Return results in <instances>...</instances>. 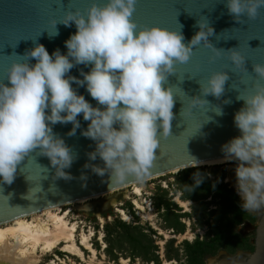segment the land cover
<instances>
[{
  "label": "clouds",
  "instance_id": "1",
  "mask_svg": "<svg viewBox=\"0 0 264 264\" xmlns=\"http://www.w3.org/2000/svg\"><path fill=\"white\" fill-rule=\"evenodd\" d=\"M137 3L90 0L83 11L68 8L59 21L50 20L55 31H48L53 37L58 35L57 23L75 24L76 32L65 41L66 54L57 48L50 55L39 43L22 56L15 54L18 59L0 77V179L4 183L14 181L17 166L37 149L49 158L56 177L69 179L64 169L71 166L74 156L52 126L72 123L68 134L74 135L80 127V114L89 122L82 134L96 142L90 159L99 156L104 162L103 167L93 165V171L100 176L107 172L114 186L142 182L154 166L160 136L171 134L173 87L164 85L169 75L176 74L178 63L191 59L194 46L203 42L210 47L213 60L226 53L231 71L249 73L239 50L218 49L210 43L213 28L207 19L197 21L199 31L186 44L180 30L138 25L134 19ZM225 7L240 24L264 14V0H225ZM81 64L91 65L88 72L80 70L82 79L68 75ZM252 67L255 79L251 88L243 81V91L232 86L239 93L236 99L244 102L234 114L240 135L222 146L225 159L238 162L236 191L244 211L264 209V63ZM228 80L226 71L212 72L205 82L198 81L201 94L219 99ZM73 83L86 86L103 107L92 106ZM189 103L195 107L209 101L195 96ZM214 111L222 115L218 106ZM158 129H162L159 136Z\"/></svg>",
  "mask_w": 264,
  "mask_h": 264
},
{
  "label": "water",
  "instance_id": "2",
  "mask_svg": "<svg viewBox=\"0 0 264 264\" xmlns=\"http://www.w3.org/2000/svg\"><path fill=\"white\" fill-rule=\"evenodd\" d=\"M89 3L90 0H0V77L6 75L11 61L18 59L15 54L22 56L37 43L43 44L50 55L57 48L66 54L65 41L76 32V26L74 23L70 27L57 23L58 35L50 37L48 31H55L50 20L55 18L59 21L68 8L83 11ZM134 19L140 26L156 24L180 30L186 44L199 31L197 21L207 19L213 28V35L208 37L210 43L218 49L239 50L250 73L243 69L231 71L233 66L226 53L213 60L211 57L215 54L210 47L203 42L194 46L191 59L185 64L178 63L176 74L169 75L164 85L173 87L171 134L160 136L154 166L143 181L224 158L222 146L240 135L234 124V114L244 103L236 99L239 93L232 86L243 91L246 87L241 83L243 81L251 88L255 79L253 63H264V14L240 24L228 14L225 0H138ZM30 62L35 63V59ZM81 69L88 72L91 65H77L68 75L82 79ZM223 70L229 75L223 95L219 99L213 95L203 96L198 81L205 82L212 72ZM72 87L92 106L103 107L90 96L86 86L73 83ZM195 96L208 100L209 104L191 106L190 97ZM225 100L231 103H224ZM217 106L222 115L214 111ZM77 119L80 127L74 135L68 134L73 128L72 123L52 126L54 134L61 137L73 153L71 166L64 169L70 178L56 177L49 158L38 154V149L31 152L17 166L11 184L0 179V225L138 183L131 181L114 186L107 172L100 176L93 171V165L103 167L104 162L99 156L95 160L90 159L89 154L95 150L96 142L82 134L89 122L82 114ZM160 131L162 129H158V136ZM237 163L228 170L233 179L236 178ZM209 168L214 172L217 165ZM249 212L255 217V223L245 222L238 229L243 235L253 234V250H239L233 255L220 250L214 256L215 264H264V209Z\"/></svg>",
  "mask_w": 264,
  "mask_h": 264
},
{
  "label": "rangeland",
  "instance_id": "3",
  "mask_svg": "<svg viewBox=\"0 0 264 264\" xmlns=\"http://www.w3.org/2000/svg\"><path fill=\"white\" fill-rule=\"evenodd\" d=\"M235 162L236 160H229L218 163L214 172L209 168L211 165L198 166L199 169L192 171L191 175L206 172L216 184L226 183L227 188L231 187L233 194L238 195L236 178L233 179L228 172L229 167H233ZM187 179L188 176L185 177L179 170L139 184L143 189L142 194L138 196L133 194L132 186H130L113 191L103 198L87 199L81 204L61 207V211L68 212L66 220L77 224L76 243L79 244L81 235L84 233L88 236L95 255L80 244L79 248L84 257L63 251L62 246L59 245L48 253L38 249L40 264H48L51 261L61 264H186L185 241L193 242L195 239H203L210 229L212 211L217 210L219 204H222V197L216 189L204 196V190L201 187L195 191L187 186ZM176 199H179L181 203ZM166 213L170 218L173 217L172 213L180 215L178 220L184 225L181 232L175 231L170 226L175 220L166 219ZM115 219L124 223H114ZM252 220L254 221L253 218H248L245 222L252 223ZM106 223L111 224L109 230L106 229ZM140 232L146 234L144 238H141L140 244H135L137 247L141 246V254L134 253L135 256L132 257V248L128 240ZM244 236H247L250 242L253 234ZM239 250L252 251L248 248L238 249L233 253L224 251L233 255ZM217 253L208 257L203 264H215L214 256ZM122 260L126 263H122Z\"/></svg>",
  "mask_w": 264,
  "mask_h": 264
},
{
  "label": "bare ground",
  "instance_id": "4",
  "mask_svg": "<svg viewBox=\"0 0 264 264\" xmlns=\"http://www.w3.org/2000/svg\"><path fill=\"white\" fill-rule=\"evenodd\" d=\"M227 161L229 160H226L224 157L207 161L202 163V165H216ZM229 168L232 169L233 167ZM236 181L234 182L236 183ZM143 183L144 181L130 185L132 186L133 194L137 196L142 194L143 187L139 186V184ZM111 193L93 198H103L109 196ZM176 200L181 203L179 199ZM84 201L79 200L71 204H81ZM61 210V207L48 208L30 216L17 218L12 222L0 225V262L8 264H40L38 249L43 253H48L59 245L62 246L63 251L78 257H84L79 248L80 244L95 255V250L90 245L88 236L84 233L81 235L79 244L76 243L75 232L77 231V224L69 223L66 220L68 212ZM118 210L121 211L120 209ZM122 263H126V261L122 260ZM48 264L61 263L51 261Z\"/></svg>",
  "mask_w": 264,
  "mask_h": 264
},
{
  "label": "trees",
  "instance_id": "5",
  "mask_svg": "<svg viewBox=\"0 0 264 264\" xmlns=\"http://www.w3.org/2000/svg\"><path fill=\"white\" fill-rule=\"evenodd\" d=\"M198 169L199 167L197 166L180 170L183 172L185 177L188 176L187 186L192 187L195 191L201 187L204 190V196L213 189H216L218 194L222 197V204H219L217 210L212 211L213 218L209 223L210 229L205 234V237L201 240L195 239L193 242L185 241L186 264H203L208 257L213 256L219 250L223 249L230 253L243 248L253 250V244L249 242L247 236L242 235L238 231V226L245 222L248 218H253L254 216L249 211H244L240 207V197L233 194V189L231 187L227 188L226 183L223 185L216 184L214 180L209 178L206 172L200 173L198 176L197 174L192 176L191 172ZM172 214L173 217L170 218L166 213L165 218L168 220H175L174 223L169 224L175 231L181 232L184 225L178 220L180 215H174V213ZM115 222L124 223L119 219H115L114 223ZM110 227L111 224L106 223V229L109 230ZM140 233L131 236V239L128 240L132 248V257H134L135 254H141V246L137 247L135 244L139 243L141 238H144L146 234L144 232ZM139 235L140 237H137Z\"/></svg>",
  "mask_w": 264,
  "mask_h": 264
},
{
  "label": "flooded vegetation",
  "instance_id": "6",
  "mask_svg": "<svg viewBox=\"0 0 264 264\" xmlns=\"http://www.w3.org/2000/svg\"><path fill=\"white\" fill-rule=\"evenodd\" d=\"M255 217H253V219H254ZM253 221V220H252ZM252 223H255V219H254V221L252 222ZM240 230V229H239ZM240 232V231H239ZM241 233V232H240ZM242 234V233H241ZM243 235V234H242ZM250 243H251V241H250Z\"/></svg>",
  "mask_w": 264,
  "mask_h": 264
}]
</instances>
